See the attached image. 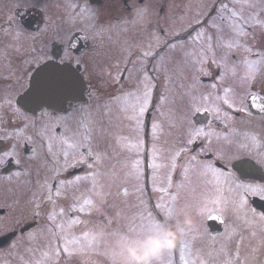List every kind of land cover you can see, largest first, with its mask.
<instances>
[{
  "label": "snow or ice",
  "instance_id": "snow-or-ice-1",
  "mask_svg": "<svg viewBox=\"0 0 264 264\" xmlns=\"http://www.w3.org/2000/svg\"><path fill=\"white\" fill-rule=\"evenodd\" d=\"M151 7L140 0V4L133 8L132 22L150 23ZM188 7L191 16L186 21L185 17H180L179 27H172L170 31L160 29L150 34L146 46L136 45V59L128 61L125 58L123 61L125 64L131 62L132 68H121V62L117 61L113 65L115 74L105 70L106 84H119L121 77L128 73L130 77L134 76L135 86L130 89L122 87L118 94H111L102 105L104 111L100 120L93 112L77 109L73 104L80 99L83 89L80 60L76 61L74 69L69 63H57L51 55L33 57L25 61L26 71H13L4 77L5 80L11 78L13 83L8 89H0V170L7 171L14 162L17 170L10 172L9 177L20 178L21 145L39 144L42 152L38 153L36 147H31L30 151L33 156H44L43 166L51 173L43 180H37V190L29 201L33 205V218L44 212L51 223L29 232L26 237L21 236L10 246L17 249L21 244L28 245L25 252L30 256L28 260L20 257L23 264H61V261L71 264L77 255L90 257L93 254L108 261L103 243L97 241L96 231H83L82 238L78 237L69 229L84 221L68 219L57 222V215H65L64 209L56 213L45 211L42 206L55 204L54 196L60 197L66 187H78L91 177V196L83 199V205L89 206V213L101 211L109 193L102 190L103 185H98L96 166L102 163L105 153L94 142L107 130L103 119L107 117L109 126L113 120L134 122L137 133L134 146L138 148L143 143L139 137L144 127L142 118L153 105L159 73H164L171 91L173 75L183 77L186 69L190 76L186 84H181L184 91L180 94L188 98L187 112L180 121L184 128L182 142L162 163L156 162L157 149L153 146L152 185L153 190L161 194L153 207L158 211L154 213L145 209L138 226L108 232L121 236H130L133 232L148 233L159 229L165 221L172 222L177 211L185 208L201 217L207 214L209 218H216L209 211L211 204L213 211L231 213L236 227L226 231L219 248L209 251L207 259L200 258V250H197L196 259L187 257L185 238L199 234L198 227L187 230L174 249L179 251L180 264H264V211L258 212L250 204L252 197L264 200V46L255 47L248 39L249 36L254 38L256 31L264 33V0H197L195 9L191 4ZM66 9L70 24L77 19L92 18L90 9L75 0H66ZM48 27L43 34H47ZM0 31L11 38L5 47L19 52L24 33L19 29L12 30L11 17L8 28ZM126 51L128 56L132 55L130 49ZM209 66H215L217 72L213 74L208 70ZM201 76H212L213 82L202 88ZM167 100L168 95L161 93L160 103ZM77 114L79 120L75 119ZM169 123L173 124V121ZM217 123L226 131H217ZM151 129L157 139L156 133L161 130V125L153 122ZM114 138L120 142L119 136ZM197 142L202 145L200 152L191 154L190 146ZM201 153H210L213 159L200 158ZM237 157H244L236 167L239 175L226 166H217V162L227 165ZM180 159H184L179 166L184 180L175 185V194H170L174 187L172 173L177 170ZM139 163V160L135 162L137 180L141 175ZM83 165L92 170L87 176L67 178L63 175L69 169ZM162 169H166L163 175ZM190 171L200 179L205 192L197 204L181 207L180 190L185 188ZM23 175L28 176L30 172L25 170ZM50 180L56 183L51 184ZM137 191L141 189L137 188ZM124 195H128L127 189H124ZM71 210L84 212L85 208ZM241 224L250 229L248 236L244 235ZM38 239L42 243H37ZM174 250L164 254L162 264H173Z\"/></svg>",
  "mask_w": 264,
  "mask_h": 264
},
{
  "label": "rangeland",
  "instance_id": "rangeland-1",
  "mask_svg": "<svg viewBox=\"0 0 264 264\" xmlns=\"http://www.w3.org/2000/svg\"><path fill=\"white\" fill-rule=\"evenodd\" d=\"M75 2L87 6L92 18L77 19L75 23H68L66 0H0V29H2V20L5 19L9 22L11 17L12 30L19 29L24 33V37L19 42L22 47L19 52H16L5 47L11 42V38L0 31V89H8L13 83L11 78L4 79V77L10 76L11 72L20 73L27 70L26 60L33 57L46 58L49 56L50 50L58 51L59 48H62V56L58 62L68 61L74 64L77 60L82 62L80 68L86 84L84 102L75 107L93 112L98 120L104 111L102 105L111 94H118L122 87L130 89L135 86L134 76L130 77L128 73L121 77L119 84H106L105 70L115 74L113 65L117 61L121 62V68H132L131 62L125 64L123 61L125 58L128 61L136 59L138 53L136 45L146 46L151 38L150 34L160 29L170 31L172 27H179L180 17H185L186 21L191 16L189 4L192 5V9H195L197 4V0H145L144 5L150 4L152 6L150 23H133V8L140 4L136 0H129L127 8H124L121 2L117 1L108 9H105V6H90L87 0H75ZM20 8L42 12L44 21L39 32L25 31L16 23L13 14ZM49 25L51 27H48ZM46 27H48V32L45 35L43 33ZM161 35L163 37V33ZM33 37L35 39H32ZM248 39L255 47L264 46V33L260 31L255 32L254 38L249 36ZM69 40L71 53L63 50ZM126 49L131 50V56L127 55ZM79 50L82 53L75 56ZM169 68L172 69V66L169 65ZM208 70L213 74L217 72L215 66H209ZM159 76V84L153 96V105L142 118L144 127L139 132V137L143 141L142 145L138 148L134 146L137 136L134 130V122L127 119L113 120L112 125L109 126L107 117L102 121L107 130L103 136H98L94 142L98 145L99 150L105 153L102 163L96 166L99 173L97 181L98 185H103L102 190L109 194L101 211L89 213V206L83 205V199L91 196L89 192V189L92 188L91 177L81 182L78 187H66L60 197L54 196L55 204L45 203L42 206L45 211H55L56 213H59L61 208L64 209L65 215L63 217L57 215V222L63 223L68 219L84 221V223L75 224L69 229L76 236L82 238L83 231H98L101 228L106 231L113 229L126 231L129 227H135L141 223V214L144 213L145 209L151 210L148 198L153 199L154 203L158 202V197L161 194L153 190V173L150 167L153 162V146L155 145L157 149L156 162L162 163L166 162L164 158L170 155L171 150L182 142L184 128L180 121L187 112L188 98L181 97L180 94L184 91L181 84L188 82L190 71L186 69L183 77L173 75L170 85L171 91H169L168 82L164 79V73H159ZM200 79L202 88H207L213 82L212 76H201ZM90 92L93 95H90ZM161 93L168 95V100L163 104L159 101ZM36 115L38 116L39 113ZM256 118L259 119V116L257 115ZM75 119H80L79 114L75 116ZM197 119L200 120L202 117H197ZM169 121H173V124H170ZM153 122L161 125V130L156 133L157 139H154L151 129ZM73 127H75V123H73ZM216 129L217 131H226L219 123L216 124ZM115 136H119V143L116 142ZM31 147H36L38 153L43 151L39 144L21 145L23 164L19 167L22 174L20 178L9 177L10 172L17 170L14 162L8 166L7 171L0 170V210L6 211L3 216H0V237L14 231L18 233L0 250V264H23V261L20 260L21 256L24 260H28L30 254L25 252L27 244H21L17 249H11L10 246L21 236L26 237L29 232H35L44 224L51 223L44 216V212L40 217L33 218L32 216L31 208L33 205L29 201L33 192L37 190V180H43L51 173L43 166L44 156H33L30 151ZM201 147L200 142L191 145V154L199 153ZM200 158L207 160L213 157L210 153H201ZM137 160L140 162L139 169L141 170L139 180L135 175V162ZM177 163L178 168L172 173L174 187L170 190V194H175V185L184 180L179 168L184 163V159L178 160ZM218 163L225 165L224 162ZM25 170H28L30 175L24 176ZM90 171L92 170L83 165L69 169L63 175L67 178H73L76 175L87 176ZM164 172L166 169H162V175ZM22 181H31V183ZM49 182L51 184L56 183V181L51 180ZM185 185V188L180 190L179 206L197 204L205 192L200 179L190 171ZM137 188L141 191H137ZM124 189H127V196L124 195ZM81 206L85 208L84 212L71 210L79 209ZM213 207L209 204V211ZM251 207L254 208L253 205ZM192 214L196 222L197 220L202 221L201 223L197 222L198 233H202V236L200 237L201 242L187 248L186 255L189 259H196L197 250H200V258L207 259L206 254L213 248H219V245H216L217 242L213 240V237L204 232V227L201 225H205L208 219L207 214L203 217L195 211ZM241 226L243 225L241 224ZM22 229L25 232L21 234L19 231ZM191 236L193 235H189L186 241L191 239ZM217 238L218 236L216 240ZM37 243H42V241L38 239ZM73 247L78 246L73 245ZM61 264H65V261H61ZM71 264H109V262L93 254L90 257L77 255L72 258Z\"/></svg>",
  "mask_w": 264,
  "mask_h": 264
},
{
  "label": "clouds",
  "instance_id": "clouds-1",
  "mask_svg": "<svg viewBox=\"0 0 264 264\" xmlns=\"http://www.w3.org/2000/svg\"><path fill=\"white\" fill-rule=\"evenodd\" d=\"M197 227L192 212L185 208L177 211L172 222L161 223L157 230L121 236L101 228L96 231V238L103 243L109 264H162L164 254L175 249L184 232Z\"/></svg>",
  "mask_w": 264,
  "mask_h": 264
},
{
  "label": "flooded vegetation",
  "instance_id": "flooded-vegetation-1",
  "mask_svg": "<svg viewBox=\"0 0 264 264\" xmlns=\"http://www.w3.org/2000/svg\"><path fill=\"white\" fill-rule=\"evenodd\" d=\"M117 1H120L121 4L124 7H127V5H128V1L126 3H123L122 0H114V1L101 0L99 6H105V9H108L112 5H114L115 2H117ZM137 1L139 2V0H137ZM91 2L96 3L98 1L97 0H87V3H91ZM13 19L16 21V23L23 30L32 31V32H39L41 27H42L43 21H44V17H43V14H42L41 11L33 10V9L25 10L24 8H20L18 11L14 12ZM8 26H9V22H7V20L3 19L2 22H1V28L2 29L3 28L7 29ZM12 26H13V24H12ZM63 50H64V52L66 51V52H70L71 53V51H70V40L68 41L66 46L63 48ZM61 52H63L62 48H59L58 51L50 50L48 55H51L53 58H57L56 60L58 61L59 58L62 56ZM78 52L79 53L76 54L75 56H77V55L79 56L82 53L81 50H79ZM65 60L67 61L66 58H65ZM71 60H72V58H71ZM75 66H77V65H75ZM256 123H257V126H258L259 125V119L258 118H256ZM210 159H213V158H209L207 160H210ZM241 159H244V157H237L234 160H232L230 163H228L227 165H222V164H219L217 162V166H226L229 171L237 172V169H234L236 167H233V163L238 161V160H241ZM237 175H239L238 172H237ZM257 182H259V181H257ZM148 202L150 203L151 211H153L154 213L156 211H158V210H156L153 207L154 204H155L153 199H148ZM250 204L253 205L254 208L257 209V211H259V212L260 211H264V200H260L258 197H252L250 199ZM212 209L213 208L210 209L211 212H212V216L216 217V218H209L208 217V219L206 220L205 225H203V224H201V225L204 227V232L208 236L215 238V241L217 242L216 245L220 246V243L222 241V238H223L224 234L226 233V231H229L231 228L236 227V222H234L235 218L232 216L231 213L225 212V213L221 214V213H218L216 211H213ZM196 216H198V215H196ZM197 222L201 223L202 221L197 220ZM225 228H226V230H225ZM241 228L244 231V235L248 236L249 232H250V229H248L245 226H241ZM256 230H257V232L259 234V226L258 225L256 226ZM201 236H202V233H199V234H197L195 236H191L192 238L186 241L187 248H191L193 244H197V243L201 242L200 241V237ZM217 236H218V238L216 240ZM187 238H188V236L185 239H187ZM253 243L255 244L256 241H253ZM172 262H173V264H180L179 251L178 250H174L173 256H172Z\"/></svg>",
  "mask_w": 264,
  "mask_h": 264
},
{
  "label": "water",
  "instance_id": "water-1",
  "mask_svg": "<svg viewBox=\"0 0 264 264\" xmlns=\"http://www.w3.org/2000/svg\"><path fill=\"white\" fill-rule=\"evenodd\" d=\"M83 82V81H82ZM84 87V86H83ZM82 92H83V89H82ZM82 92H81V97L79 100H76V101H73V104L76 105L78 104L81 100H82ZM238 164V163H237ZM5 213L4 210H0V215H3ZM14 234L12 235H7V236H4V237H1L0 238V248L3 247L4 245H6L12 238Z\"/></svg>",
  "mask_w": 264,
  "mask_h": 264
}]
</instances>
